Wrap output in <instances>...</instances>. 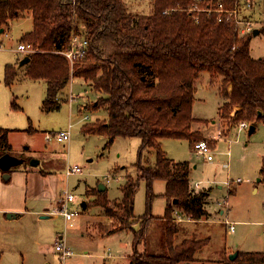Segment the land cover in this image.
<instances>
[{
	"label": "trees",
	"instance_id": "1",
	"mask_svg": "<svg viewBox=\"0 0 264 264\" xmlns=\"http://www.w3.org/2000/svg\"><path fill=\"white\" fill-rule=\"evenodd\" d=\"M153 1V13L137 15L127 10L124 0H0V44L11 21L30 14L33 28L20 37L19 44L30 48V59L24 64L27 76L46 80L43 109L60 107L71 77H82L103 94L92 106L108 112L104 120L83 129L106 134L110 141L117 136L142 138L138 175L123 185L122 198L111 202L106 191L90 193L95 205L114 220L111 232H134L129 264H198L197 254L210 238L183 236V222L174 217L171 203L186 219L199 220L208 215L209 193L191 188L190 162L168 157L161 140L188 138L195 143L206 139L193 129L195 82L203 70L221 78L219 114L229 130L241 121L256 126L264 122V57L251 54L253 31L240 34L234 21H219L216 12L206 10L217 0ZM223 1L227 7L239 2ZM73 32L87 37L89 44L86 55L71 66L62 51ZM17 74L16 65L6 64L7 84ZM11 130L0 127V156L13 153ZM152 151L156 160L148 163L145 158ZM260 174L264 182V156ZM143 179L148 205L137 218L135 199ZM156 180L166 181V235L151 247L146 234L156 218L151 211ZM137 220L139 229L133 226ZM220 264H264V249L239 251L235 259L226 257Z\"/></svg>",
	"mask_w": 264,
	"mask_h": 264
},
{
	"label": "rangeland",
	"instance_id": "2",
	"mask_svg": "<svg viewBox=\"0 0 264 264\" xmlns=\"http://www.w3.org/2000/svg\"><path fill=\"white\" fill-rule=\"evenodd\" d=\"M239 1L241 15L251 17L255 28L261 29L252 38L251 54L255 58L264 57V0H256L258 8L255 5L247 8L243 0ZM124 2L130 13L140 15L154 12L153 0ZM32 28L33 18L26 15L13 19L2 34L0 127L16 129L10 133L13 152L25 159L22 166L36 169L31 173V178L45 172L48 174L46 179L38 177L32 180L43 195H38L39 200L29 202V207H47L54 212L47 213L50 217L41 219H38L40 214L35 213H26L19 218H10L7 212L0 213V264H128L134 232L131 229L111 232L114 220L102 213V208L94 203L95 196L90 193H94L103 183L107 186L105 191L108 198L114 201L122 198L123 185L129 177L138 175L137 162L142 138L117 136L110 141L106 134L86 132L83 129L85 125L101 122L108 117V112L103 107L92 106L103 94L94 90L84 78L73 74L64 90L61 106L45 111L46 80L30 78L24 64H20L30 48L27 45L29 50L20 51L19 39ZM6 64L18 66V74L10 84L5 82ZM195 83L197 92L193 113L196 120L193 129L206 137L201 140L209 142L213 159L208 160L204 154L196 151L194 144L200 140L194 143L188 138L165 137L161 141L168 157L191 163L190 183L195 185L196 181H200L201 188H207L208 208L214 213L213 219L225 217V214H220V209L226 207L225 202L229 200V218L244 220V223H237L235 232L228 231L226 224L219 222L205 224L202 228L211 241L202 249L204 255L201 257L208 258L204 264H217L216 260L221 255L219 247H224L226 243L234 249L248 247L252 251H259L264 248V183L259 180L264 155V122H259L251 135L248 129L240 131L234 127L230 139L218 140L217 145L212 147L217 139L212 136L223 134L221 128H224L219 114L222 103L219 93L221 78H212L208 70H203ZM87 115L89 118H86ZM69 128L70 140L58 141L57 132ZM49 136L50 139H47ZM32 159H39L40 163L32 165ZM145 159L148 163H154L155 151ZM74 165L82 170L68 174V168ZM228 187L236 188V195L231 194ZM147 189V181L143 179L135 199L137 218L147 211ZM153 191L156 196L151 211L156 218L146 234L151 247L164 240L166 235L163 219L168 206L164 195L166 181L156 180ZM67 193L76 196L67 207L81 211L70 221L57 211ZM83 201L86 202L85 208ZM171 205L175 206L173 202ZM173 208L177 209L176 206ZM174 215L177 220L184 217L178 216L176 211ZM133 226L135 229L141 228L140 221H135ZM60 236L73 251V255L66 259H61L55 248L56 242L62 239ZM110 251L111 257H108Z\"/></svg>",
	"mask_w": 264,
	"mask_h": 264
},
{
	"label": "crops",
	"instance_id": "3",
	"mask_svg": "<svg viewBox=\"0 0 264 264\" xmlns=\"http://www.w3.org/2000/svg\"><path fill=\"white\" fill-rule=\"evenodd\" d=\"M254 7H256V5ZM256 8H258V7H256ZM250 14H252V12ZM27 15H30V14H27ZM259 33H260V31L258 32V34ZM24 57H22L21 60ZM223 125H224V128H221L223 130L222 131L223 134H220V135L216 134L215 136H212L213 138H215V137L217 138L215 140V143L212 145V147L214 145H217V141L218 140L226 141V140L230 139L229 138L230 133H231V131L234 128H232V129H230L228 131L227 130V126H225L224 123H223ZM236 128L238 129V126H236L235 129ZM10 129H12V130L9 132V141H10V133L12 131L16 130L15 128H10ZM219 129H220V127H219ZM256 129H257V126H256ZM47 139H50V138H47ZM12 146H13V144H12ZM13 154H14V152H13ZM16 155H18V154H16ZM263 156L264 155H262V159H263ZM261 166H262V163H261ZM261 166H260V169H261ZM35 171H36L35 168H28L27 166H22V164H19L17 166L12 167V170L9 172V175H10L9 179H6V176L4 175V172L0 169V213L7 212V215H9L10 218H19V217L25 215L26 213H35L37 215L40 214V216H38V219H41L43 217H50V215H48L47 213H52L54 211L53 210H49L47 207H43V208H38V207H35V206L29 207V202H35V200H39L37 198V197H39L38 195H40V196L43 195L42 192H39V190L36 189V187L32 183L33 182L32 180H36L38 177H40L41 180H43V179H46L47 178L46 176L48 175V174H46V172L45 173H41L39 171L41 174L31 178V173L33 174V172H35ZM67 172H68V170H67ZM190 173H191V163H190ZM190 173H189V176H190ZM261 178L262 177H261V174H260V181L263 182ZM237 181H239V180H237ZM240 181H242V180H240ZM196 182H195V185L190 183L191 184V188L196 189V190H202V189L207 190L206 187L205 188H201L202 186L197 188L196 187ZM198 182H200V181H198ZM219 187L222 188L221 185ZM106 189H107V186L105 185V189L104 190H100V189L99 190L100 191H105ZM228 189H229V192L231 194H235L236 188H234V187H230L229 188L228 187ZM254 190L257 191L258 189L255 187ZM92 196H94V195H92ZM40 199H42V198L40 197ZM87 201H90V200H87ZM110 201L112 202L114 200L110 199ZM116 201H119V200H116ZM84 202L85 201H83V203ZM83 203H82V206H83ZM230 203L231 202L229 200L225 202L226 207H223V208L220 209V214L222 216H224V214H225V217L224 218L222 217L221 219L217 220V219H213L214 213H213V211H211L208 208V198H207L206 203H205V207H206V209L208 211V215L207 216H205V217H203V218H201L199 220H190V219H186L185 217L178 218L180 221L183 222V226L185 228L183 233H182V235L183 236L184 235L191 236V237L193 236V237H197V238H201V237L204 238V237H206L205 236L206 233L202 232V230H204L202 228L205 226V224H210V223L215 224L213 222L224 223V224H226V228H227L228 231L231 230L232 232H235L236 229H237V227H236L237 223H240V222L244 223V220H234V219H230L229 218V214H230V212H229L230 208L229 207L231 205ZM58 205H60V202H58ZM83 208H85V207H83ZM55 210H57V208ZM227 210H228V213H227ZM174 211L178 212V214H179L178 216H180V217L183 216V214H181V212L178 209L175 208ZM102 213H104V212H102ZM174 217H175V215H174ZM227 221L232 222V224L231 223H227ZM232 226H234V228ZM100 228L103 229V227H100ZM112 228L113 227H111V229ZM198 232H199V234H198ZM105 233H107V232H105ZM208 237L210 238V241H211V237L210 236H208ZM60 238H63V236H60ZM205 248L206 247H204V249ZM263 249L264 248H262V250ZM203 250H201L197 254V259H199V261H198L199 264H201V262L204 264L205 263L204 260L208 259V258H202L201 257V256L204 255L202 253ZM219 250L221 251V255L219 256V258L217 260L216 259H212V260L218 261L217 264H220L221 261L224 260V258L229 257V255L231 253H233V252H235L237 250H238V252L239 251H252V249H249L248 247H239L238 249L237 248L234 249V247H231L230 245H227V243H226V245L224 247H219ZM259 251H261V250H259ZM132 252H133V249H132ZM131 254H130V256H131ZM130 256H129V262H130ZM108 257H111V251L109 252ZM106 263L107 262H105L104 264H106Z\"/></svg>",
	"mask_w": 264,
	"mask_h": 264
},
{
	"label": "built area",
	"instance_id": "4",
	"mask_svg": "<svg viewBox=\"0 0 264 264\" xmlns=\"http://www.w3.org/2000/svg\"><path fill=\"white\" fill-rule=\"evenodd\" d=\"M245 7L252 8L256 3V0H243ZM240 1L238 5L234 7H227L223 0H217V2H210L207 11L209 13L216 12L217 19L219 21H234L236 25V29L240 34H246L248 32L254 31L256 25L255 22L249 16L241 15L240 12ZM89 44V39L82 34L73 32L70 38V43L68 48L62 51V53L68 58L70 63L73 65L75 62L84 57L87 53ZM20 51L28 50L26 44H19L18 46ZM233 114H236L235 112ZM86 118H89L87 115ZM250 123L247 121H241L238 124V130L249 129ZM71 128V125H70ZM70 128L67 130H60L57 132V140L58 141H65L70 140L71 138V130ZM50 138V136L48 137ZM194 147L198 153L204 154L208 160L213 159V154L211 150V146L207 140H200L194 144ZM82 168L78 165H74L68 169V174L80 172ZM240 181V179H238ZM196 187H201L200 182H196ZM76 199L75 194L67 193L66 199L63 200L61 207L57 210L59 213H62L68 221L72 220L76 215L80 214L81 211L75 209L71 210L67 207L70 201H74ZM227 223H231L227 221ZM234 228V226H232ZM56 250L59 252L61 259H66L67 257L73 254V251L69 248L66 244L64 239H59L55 244Z\"/></svg>",
	"mask_w": 264,
	"mask_h": 264
},
{
	"label": "water",
	"instance_id": "5",
	"mask_svg": "<svg viewBox=\"0 0 264 264\" xmlns=\"http://www.w3.org/2000/svg\"><path fill=\"white\" fill-rule=\"evenodd\" d=\"M4 29L2 28L1 32H3ZM259 32V29L258 28H255L254 31H253V34L256 35L258 34ZM29 56H25L21 61H20V64L23 65L25 63H27L29 61ZM256 130V125L254 124H250L249 126V129H248V133L249 135H251L254 131ZM25 161L24 158L16 155V154H13V153H5L3 155L0 156V168L4 171V175L6 177L9 176V170L14 167V166H17L19 164H22L23 162ZM40 163V160L39 159H32L31 160V164L32 165H38ZM260 180V178H259ZM100 190H104L105 189V184L101 183L100 184ZM174 202H176V200H174ZM83 207H86V203L84 202L83 203ZM238 250L231 253L229 255L230 259H235L238 255Z\"/></svg>",
	"mask_w": 264,
	"mask_h": 264
}]
</instances>
